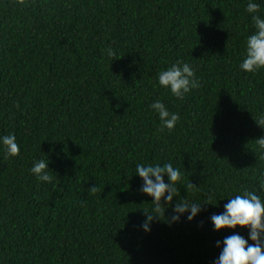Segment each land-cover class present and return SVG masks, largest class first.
Segmentation results:
<instances>
[{"label": "trees", "instance_id": "16d2710c", "mask_svg": "<svg viewBox=\"0 0 264 264\" xmlns=\"http://www.w3.org/2000/svg\"><path fill=\"white\" fill-rule=\"evenodd\" d=\"M248 2L0 0V137L20 147L0 144V264H215L234 233L211 216L264 198V68H240ZM177 62L200 81L182 98L158 83ZM156 100L179 114L173 130ZM41 159L51 182L30 171ZM167 163L182 182L163 217L136 166ZM180 199L203 205L194 221L169 222ZM144 212L161 218L150 232Z\"/></svg>", "mask_w": 264, "mask_h": 264}, {"label": "clouds", "instance_id": "9594fccd", "mask_svg": "<svg viewBox=\"0 0 264 264\" xmlns=\"http://www.w3.org/2000/svg\"><path fill=\"white\" fill-rule=\"evenodd\" d=\"M259 7V3L255 0H249L246 7V11L252 14V22L256 29L247 38L246 56L240 64V68L249 73L264 68V17L256 14ZM108 54L112 55L110 51ZM158 83L178 98H182L193 89L200 87V81L196 78L191 66L181 62L160 71ZM149 107L158 115L161 130L164 128L173 130L175 128L180 119L178 113L170 112L161 100H156ZM260 122L264 124V118H261ZM259 141L260 146L264 148V138ZM0 144L3 145L2 150L7 156L16 157L19 155L20 147L14 135L0 137ZM30 171L40 181L51 182L52 180L51 170H49L48 163L43 159L34 162ZM136 175L143 181L140 191L153 198L154 213L162 212L164 217L166 208L162 206V202L172 206L174 198L180 195L177 188V184L182 182L180 169L174 168L171 163L163 166L159 164H137ZM165 177L169 183L165 182ZM188 187L191 188L194 185L191 183ZM261 189L264 190V183L261 184ZM90 191L95 192L97 188L93 187ZM202 206L199 203H189L187 199H180L173 206L175 215L171 217L169 222H179L181 216H186L187 220L192 222L203 211ZM144 213L146 219L142 227L145 232H150L151 223L160 216L148 212ZM211 221L218 233L226 230H231L234 233L223 239L222 251L215 264H264V198H261L256 192L245 191L242 195L228 199V203L224 205V211L213 214ZM238 228L248 229V239L236 233ZM249 240L254 243L250 244ZM217 245L220 246L219 241H217Z\"/></svg>", "mask_w": 264, "mask_h": 264}]
</instances>
